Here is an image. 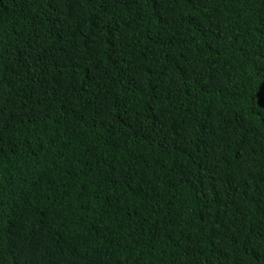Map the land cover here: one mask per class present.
Masks as SVG:
<instances>
[{"label": "trees", "instance_id": "16d2710c", "mask_svg": "<svg viewBox=\"0 0 264 264\" xmlns=\"http://www.w3.org/2000/svg\"><path fill=\"white\" fill-rule=\"evenodd\" d=\"M0 264H264V0H0Z\"/></svg>", "mask_w": 264, "mask_h": 264}]
</instances>
